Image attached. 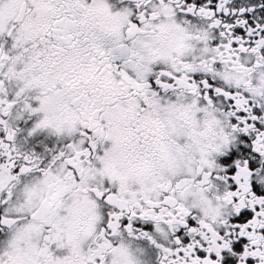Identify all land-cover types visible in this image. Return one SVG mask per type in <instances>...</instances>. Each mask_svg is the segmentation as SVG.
I'll use <instances>...</instances> for the list:
<instances>
[{"label": "snow or ice", "instance_id": "snow-or-ice-1", "mask_svg": "<svg viewBox=\"0 0 264 264\" xmlns=\"http://www.w3.org/2000/svg\"><path fill=\"white\" fill-rule=\"evenodd\" d=\"M0 264H264V0H0Z\"/></svg>", "mask_w": 264, "mask_h": 264}]
</instances>
